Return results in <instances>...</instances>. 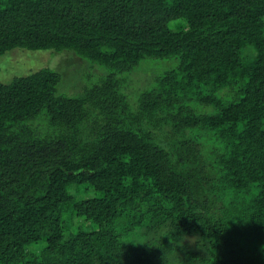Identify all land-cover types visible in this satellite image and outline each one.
Wrapping results in <instances>:
<instances>
[{
    "label": "trees",
    "instance_id": "16d2710c",
    "mask_svg": "<svg viewBox=\"0 0 264 264\" xmlns=\"http://www.w3.org/2000/svg\"><path fill=\"white\" fill-rule=\"evenodd\" d=\"M14 49L105 74L0 82V264H264V0H0Z\"/></svg>",
    "mask_w": 264,
    "mask_h": 264
},
{
    "label": "rangeland",
    "instance_id": "374dc122",
    "mask_svg": "<svg viewBox=\"0 0 264 264\" xmlns=\"http://www.w3.org/2000/svg\"><path fill=\"white\" fill-rule=\"evenodd\" d=\"M171 65L168 61L144 60L135 70L129 74H121L118 78L120 81L122 80L123 88L124 85L138 84L140 80L143 82L147 77L144 75H148L151 81L157 74L170 69ZM39 69L58 72L62 79L58 90L62 88L64 89V91L61 90L62 93L75 96L90 88L100 76L105 74L101 68L91 66L68 51L55 53L52 50L14 49L0 56V82L3 84L9 83L14 77L27 76ZM150 81L146 87H143H149ZM132 89L130 87L127 90L131 95L130 99L134 98ZM186 242L188 245H192V240Z\"/></svg>",
    "mask_w": 264,
    "mask_h": 264
}]
</instances>
